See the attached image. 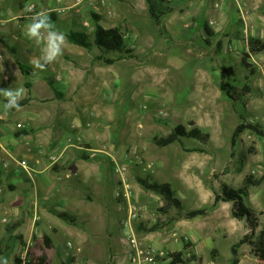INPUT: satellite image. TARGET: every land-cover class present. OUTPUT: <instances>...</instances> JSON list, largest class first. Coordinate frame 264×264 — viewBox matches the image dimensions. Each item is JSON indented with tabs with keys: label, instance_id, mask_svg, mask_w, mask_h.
<instances>
[{
	"label": "rangeland",
	"instance_id": "obj_1",
	"mask_svg": "<svg viewBox=\"0 0 264 264\" xmlns=\"http://www.w3.org/2000/svg\"><path fill=\"white\" fill-rule=\"evenodd\" d=\"M158 6L170 11L160 26L150 18L146 0H0V57L10 65L0 69V89L23 87L24 99L30 92L35 101L30 109L17 112L3 108L6 126L19 129L16 136L20 137L27 133L18 124L26 129L38 125L48 134L55 131V123L43 125L45 118L42 122L26 119L43 113L39 102L48 103L45 97L54 94L47 81L61 83L64 98L76 108V132L82 136H73L70 121L62 120L56 129L61 137L53 143L55 147L49 149L42 142L47 155L68 145L71 133L73 141L84 147L83 156L92 157L82 159L90 162V170L97 171L96 163H103V172L113 184L109 200L86 188L84 182L76 188L77 199L56 189L52 195L31 196L34 194L25 189L31 188L29 162L20 161L26 165L23 168L18 156H0L4 171L0 176V240L8 236L10 227L19 225L3 262L15 264V257L24 260L30 251L38 257L46 255L49 264H130V249L121 231L128 204L118 197L122 187L116 164L128 168L133 200L142 211L138 233L159 252H179L190 242L194 244L191 251L197 248L203 264H231L232 247L247 230L233 217L231 203L222 201L216 207L214 203L224 184L244 188L250 176L255 187L245 204L262 214L264 225V52L251 59L244 56L249 38L264 40V0H164ZM40 11L48 16L57 14L54 25L66 35L62 56L46 71L29 63L40 54L43 44L37 45L25 35L31 17ZM96 17L104 28L118 26L126 35L131 53L121 59L120 54H108V58L119 59L113 65L95 59L101 55L97 47L87 50L68 41L71 31L83 32L93 40ZM18 34L20 40L15 39ZM28 47L34 49L28 52ZM19 62L31 70L29 76L18 70ZM224 69L228 70L224 81L246 89L242 101L234 102L222 92ZM27 82L32 83L30 89L25 87ZM5 117L0 125L7 121ZM191 121L211 135L210 144L184 139L159 147L154 142ZM243 124L259 125L263 135L246 130L234 144L233 135ZM5 139L10 145L14 140L23 143L15 137L8 139V135ZM88 147L95 149L89 151ZM195 147L204 152L188 151ZM17 163L21 169L17 170ZM39 177L45 182L54 178L50 173ZM147 177L169 182L183 202V210L169 215L160 212L162 199L138 182ZM89 184H96L95 179ZM87 195L92 201L85 199ZM48 196L52 205L62 204L63 210L76 215L77 223L69 227L64 239L57 237L56 230L69 224L48 213L57 207L42 202ZM199 209H206L207 215L191 220L185 216ZM156 223L159 229L150 234ZM190 226L199 233L186 232ZM45 235L52 239L51 249L45 245ZM238 257L239 264H260L248 245L240 247Z\"/></svg>",
	"mask_w": 264,
	"mask_h": 264
},
{
	"label": "trees",
	"instance_id": "obj_2",
	"mask_svg": "<svg viewBox=\"0 0 264 264\" xmlns=\"http://www.w3.org/2000/svg\"><path fill=\"white\" fill-rule=\"evenodd\" d=\"M32 1V0H27ZM164 0H146L149 8L150 18L155 21L157 26L161 25L163 17L170 11H163L159 8V2ZM50 22L55 24L57 22L58 16L55 13L49 15ZM97 24L96 29L93 34V40L85 34L79 31H71L68 35V41L72 44L78 45L81 48L87 50H92L94 47H97L101 52V55H96L95 59L99 62H104L108 65H113L116 61L121 58H124L125 54L131 53L128 50L126 35L124 31L118 26L112 28H104L99 23V18L96 17ZM248 52L244 54L247 59H251L253 56L259 55L264 52V40L259 38H249L247 40ZM110 53L120 54V58L113 59L108 58L107 55ZM246 61V59H244ZM26 66L19 62V69L24 74V76H29L31 70L26 69ZM228 70L224 69L222 75L221 89L222 92L227 95V97L234 101L240 102L246 95V89L239 88L238 86L232 85L225 80V72ZM48 85L51 90L55 93L56 97L60 100L63 99L64 95L56 88V83L53 80H48ZM31 83H26L25 87L31 88ZM30 103V99H25L20 101V108L26 106ZM15 110V109H13ZM259 125H241L235 131L233 135L234 144L237 142L239 136L246 130H250L257 134L263 135V132L260 130ZM20 136V135H18ZM184 139L193 140L204 145H208L211 142V135L208 132L203 131L195 121L188 123V126H176L170 134L164 137H156L154 142L159 147H166L168 145H173L177 142H183ZM189 152H204V149L201 147H195L188 149ZM90 156V155H89ZM88 155L83 156L85 160H91L92 157ZM2 175V169L0 168V176ZM139 184L147 191L152 194L159 196L162 200L163 207L160 209V212L169 215L173 210L182 211L184 208L183 202L177 196V192L169 182H157L152 181L151 178H140ZM255 187L253 181V176H250L247 180V184L244 188L235 189L228 185H223L221 194L216 196V201L214 207L218 205L219 202L224 201V203H231L232 205V215L235 219L242 222L244 227L247 230L246 235L243 239H240L232 247L233 259L231 264H239V249L243 245H248L251 248V253L256 257L260 264H264V225L261 223L262 214L258 213L251 207H248L245 204V198L250 196L251 191ZM11 190H16L15 187L10 186ZM86 200L92 201L90 195L86 196ZM50 211L57 216L58 219L67 222L69 224L77 223L76 215H72L65 210H60L58 207H52ZM206 216V209H199L190 212H186L185 216L187 219H195L199 216ZM19 225H14L8 229V236L0 240V264H4L1 260L3 256L11 250V242L13 239V234L17 230ZM159 223H156L155 226L150 230L154 232L159 229ZM23 244L22 238L19 237ZM44 242L47 248H52V239L48 235L44 236ZM25 245V244H24ZM192 244L188 242L184 245V249L179 252L169 253L168 258L170 262L168 264H203L202 256L197 255L194 251H191ZM214 256H217L216 248L212 251ZM216 260V259H215ZM15 264H49L48 257L42 255L40 257L34 255L30 251L26 252L25 259H20L15 257ZM64 264H69L64 262Z\"/></svg>",
	"mask_w": 264,
	"mask_h": 264
},
{
	"label": "crops",
	"instance_id": "obj_3",
	"mask_svg": "<svg viewBox=\"0 0 264 264\" xmlns=\"http://www.w3.org/2000/svg\"><path fill=\"white\" fill-rule=\"evenodd\" d=\"M14 36H15L16 40L21 39V35H19V34L14 35ZM31 49H34V48L28 47L27 48L28 52H30ZM5 59L6 58H4V57H0V69L1 70H6L10 66L8 61H6ZM17 68L21 72V70L19 69V63H18ZM5 79L8 80L6 75H5ZM60 84L61 83L56 82V88L59 91H61V93L64 95L65 92H64V89L62 88L63 85L61 86ZM60 86H61V88H60ZM47 87L51 91V88L49 87V85ZM47 92H49V91H47ZM29 94H30V92H26L25 99H30V103L24 107L22 106L21 108H19V110H13L14 112L20 111L26 107L28 109L31 108L30 106L32 104H34L35 101H33V97H31V96L29 97ZM45 98H49L48 103L42 104V102L40 101L39 102L40 104H38V105H40V109H42V111H44V112L43 113L37 112L36 115H34V114L30 115V113H29L30 116H28V118L26 120L30 121V122H42L45 118V121H44L45 123L43 125H50L53 122V123H55V131H52L49 134L43 133L41 131L42 129L38 125H37L38 128H36V129H34V128L26 129L21 124L22 129L24 131H26L27 134L24 137H20V136H16L17 132H19L18 131L19 129L10 130L6 126V123L8 122V120L5 117V114L2 113L5 100H4L3 96H0V119H2V116H3L7 120L5 122V124L2 123L0 125V135H2V137L0 138V156L2 158L5 157L7 159L8 158L9 159L10 158L15 159L16 156H18V158H16V159H19V164L21 166L24 165L25 167H26V165L22 163L23 162L22 160L29 162L30 168L32 169V172H33V173L30 172V174H31L30 187L31 188L30 189L25 188V189H26V191L29 190L28 192H30V194H34L31 196H38V195L40 196L41 193L47 194V195H52V193L56 189L58 191V193H62L63 191H65L69 194L70 198L76 196V199H77V198H79V195H78L79 192H77L76 188L79 187L81 182H84L83 185L86 188L91 189L95 192V194L100 195L101 197H104L103 199L109 200L112 196V194H111L112 188L111 187L113 184L111 181V177H109L106 172H103V169L105 167L104 164L101 162L96 163V165L97 164L99 165L98 170L97 171L96 170L91 171L90 170L91 169L90 162L82 160L83 159L82 156L85 154L84 150H83L84 147L79 145L80 141L79 142H78V140L73 141V140H75L76 136H79V137L82 136L80 133L78 135L76 132L77 127H79V125H78L79 123L77 121L78 117L76 116V108L69 105L66 97L65 98L63 97V99L60 100L59 98L56 97L55 93L54 94L52 93L49 95V97H45ZM25 99L23 98V100H25ZM66 119L68 121H70V124H69L70 132H72L74 135L70 133V138H69L70 142L68 143V145H64L61 149L56 151V153L58 152V156H55L56 153H52V152H51V154L47 155V153L49 151L43 146L42 142L46 143L47 146H49V149H53L55 147V145H53V143L56 140H59V136L61 137L60 131L56 130L58 123H60L62 120H66ZM3 134H4V137H3ZM5 135L6 136L8 135V139L14 138V137L18 138L20 140L19 142L23 141V143H17V142H15L17 140H14L13 143H15V144L10 145L9 142L5 141V140H7V139H5V137H6ZM72 135L75 137H73ZM71 148L74 149L73 150L74 152H70ZM86 149L91 151L95 148L88 147ZM42 152H44V153L42 154ZM107 155H109V154L107 153ZM20 157H22L24 159H20ZM20 161H22V162H20ZM15 166L17 167V170H18V168H20V169L22 168L18 165V163L15 164ZM1 169H2V174L4 176L3 168H1ZM43 173L44 174H47V173L52 174V176L54 177L53 180H51L49 182H45L46 180L42 181L39 176H41V174H43ZM53 174H56L58 176L55 177V175H53ZM94 179H95L96 184H92V185L89 184L90 180H94ZM49 189L51 192H48ZM50 197L51 196L46 197L45 200L42 202L45 204H48V206H50V207L53 205L54 206L56 205L58 207V209L63 210L62 204L61 205H58V204L52 205L50 203ZM32 202H35V204H36L39 201L34 200ZM231 212H232V205H231ZM48 213H52V212L48 211ZM72 225L73 224H69L68 226H66L62 229H57V227H56L55 230L57 229L56 230L57 237L60 236L64 239L66 237V231H70L69 227H71ZM176 225H181V223L176 224ZM177 230H179V229H177ZM181 231H183V230H181ZM186 232H190L191 234H193L195 232L199 233L198 230H196L192 226L188 227ZM152 233H154V232H151L150 234H152ZM146 240H149V239L146 237ZM193 247H194V244L192 245V248ZM195 253L199 254V252L197 251V248L195 249Z\"/></svg>",
	"mask_w": 264,
	"mask_h": 264
},
{
	"label": "clouds",
	"instance_id": "obj_4",
	"mask_svg": "<svg viewBox=\"0 0 264 264\" xmlns=\"http://www.w3.org/2000/svg\"><path fill=\"white\" fill-rule=\"evenodd\" d=\"M25 35L37 45L43 44L40 54L29 60L34 69L46 71L49 65L57 62L62 56L66 35L56 29L46 12L40 11L31 17V22L26 26ZM24 95L23 87L0 89V96H3L5 100L4 108L8 111L19 110L20 101ZM4 264H7L6 260Z\"/></svg>",
	"mask_w": 264,
	"mask_h": 264
},
{
	"label": "built area",
	"instance_id": "obj_5",
	"mask_svg": "<svg viewBox=\"0 0 264 264\" xmlns=\"http://www.w3.org/2000/svg\"><path fill=\"white\" fill-rule=\"evenodd\" d=\"M22 128L21 124H18ZM95 155V154H94ZM23 166V165H22ZM25 167V166H23ZM128 168L126 165L116 164L115 172L121 177V191L118 197L127 201L128 215L121 224L122 240L130 249V264H161L170 262L166 251L159 252L149 240L143 239L138 233V225L141 223L142 211L134 202V193L130 184ZM71 246V244H69Z\"/></svg>",
	"mask_w": 264,
	"mask_h": 264
}]
</instances>
